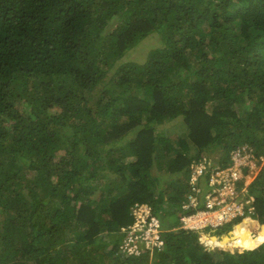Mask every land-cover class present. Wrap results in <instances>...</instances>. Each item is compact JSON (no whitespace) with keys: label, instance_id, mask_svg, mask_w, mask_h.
<instances>
[{"label":"trees","instance_id":"16d2710c","mask_svg":"<svg viewBox=\"0 0 264 264\" xmlns=\"http://www.w3.org/2000/svg\"><path fill=\"white\" fill-rule=\"evenodd\" d=\"M244 144L264 156V0H0V264H264V167L203 236L240 249L122 247L137 204L178 226L193 161Z\"/></svg>","mask_w":264,"mask_h":264},{"label":"built area","instance_id":"2783aa9c","mask_svg":"<svg viewBox=\"0 0 264 264\" xmlns=\"http://www.w3.org/2000/svg\"><path fill=\"white\" fill-rule=\"evenodd\" d=\"M247 146V145H246ZM234 166L229 169H213L209 181L212 188L204 199L205 208L198 207L191 211V206H198L200 197L197 194H190L188 201L183 208L187 211L181 216L180 229L201 230L207 226L217 227L232 218L243 215L254 210L250 203L251 199L237 200L239 191L236 190V183L241 177L239 166H243L252 158L249 147L240 146L232 151ZM207 174V167L204 164L194 165L191 174L192 190L200 193L197 186L200 177ZM245 193V188L242 189ZM235 198V200H233ZM132 213L135 223L124 240L123 249L128 253L141 254L143 251H160L164 248L166 232L160 217L155 213L154 208L149 204H137Z\"/></svg>","mask_w":264,"mask_h":264},{"label":"clouds","instance_id":"9594fccd","mask_svg":"<svg viewBox=\"0 0 264 264\" xmlns=\"http://www.w3.org/2000/svg\"><path fill=\"white\" fill-rule=\"evenodd\" d=\"M245 145L246 144H244L243 146H245ZM249 150L252 152L253 157H255V156L257 157L258 162H260V159L262 157H264V156L258 157L256 155L255 151L251 147H249ZM232 151L230 153V161H228V164H225V165L220 164L218 161L217 162L211 161V159H213V156L212 155H209V157L204 158V159H200L198 161H193V163L191 164V166H190L189 180H188V183L191 186L190 189H192V187H193V185L191 183V174L193 172V166L194 165H199V164H204L207 167V174L201 176L200 179H199V181L197 182V186L201 189V192L198 193V196L200 197V203H201V206L200 207L205 208V202H204L205 196H206V194L209 191L212 190V188L209 186V181H210L211 172L213 171V169H229V168H231V167L234 166V160L232 158ZM239 169H240V172H241V177L238 180V182L236 183V190L239 191L238 196L236 197V199L237 200H243V199H246V198L251 199V197H252L253 199H252V201L250 203V206H252L254 208V210H255V205H254L255 195L251 192L250 187L256 181V179L258 178V175H259L258 174L257 176H254V173H256V170H255L256 169V164H254L253 162H251V158H250V159H248V162L246 164H244L243 166H239ZM250 175H252L253 177L250 176ZM251 177L253 179L252 180H249V178H251ZM243 188H245V193L242 192V189ZM190 194H193V192L190 191L187 198H189V195ZM233 200H235V198H233ZM247 210H248V208H247ZM157 215L160 217V219L162 221V224H163V227H164V229L166 231L164 233V237H165V234L168 233V232L177 231V230H185V229H180L179 228V226H180L181 223L178 224V226H169L170 224H172V220H171V222L168 221V223L166 224L164 219L169 220V218H167L168 217L167 215L164 216L163 219H162V217L159 214H157ZM240 216L241 215H238V216L232 218L231 220H229V221H227V222H225L222 225H219L217 227L207 226V227H205L204 229H201V230H190V231H194V232L197 233L199 243H201L205 247H208V248H211V249L213 248V250L215 248H221V247H217V246H214V245H209L207 242L204 241L203 236H208L209 238L210 237L211 238L212 237H215L217 239H222V238H225L227 236H231V235L228 234L229 229H228V232L227 233L226 232L217 233L215 231H217L219 229V227H223L225 225H228V224L232 223L235 219H237V217H240ZM236 226H238V223L233 224L232 225L233 228L231 227L232 228L231 230H234L236 228ZM165 241L167 242L166 238H165ZM241 247H242L241 245H237V246H234V247H231V248H223L222 247L223 248L222 250H228V251H230V250L240 249ZM165 248H166V244H165L164 248L162 250H160V251H163ZM160 251H153V252L145 251V252H149V255H151V257H153L157 252H160Z\"/></svg>","mask_w":264,"mask_h":264},{"label":"rangeland","instance_id":"374dc122","mask_svg":"<svg viewBox=\"0 0 264 264\" xmlns=\"http://www.w3.org/2000/svg\"><path fill=\"white\" fill-rule=\"evenodd\" d=\"M245 148H247V146L245 145L244 146ZM219 155H220V152H218V151H215L214 152V155H213V159H211V161H213V162H217L219 159H220V157H219ZM251 162H253L254 164H256V173H254V176H257L258 174L260 175L261 174V172H262V170H263V167H264V157H262L261 159H260V162H258V159H257V157L255 156V157H253V154H252V158H251ZM154 173H156V172H154ZM163 174V176H165V175H167L166 173H162ZM258 175V176H259ZM250 176H252V175H250ZM253 177V176H252ZM249 178V180H252L253 178ZM164 183V184H163ZM160 185H163L162 187L163 188H166V185H165V182H164V180H162V182H161V184ZM166 197H168V196H166L165 195V199H166ZM167 218H169V221H173V220H175L176 218H175V215H171L170 214V212L168 213V217ZM241 223H239L238 225H240ZM233 228V227H232ZM231 228V229H232ZM230 229V230H231ZM241 229V231L242 232H244V229H243V227H241L240 228ZM229 230V232H228V234L229 235H231V233H232V231L233 230H231L230 231ZM210 232V231H209ZM245 233V232H244ZM224 248V247H223ZM222 247L221 248H215V249H219V250H222L223 249ZM213 249V248H212Z\"/></svg>","mask_w":264,"mask_h":264}]
</instances>
